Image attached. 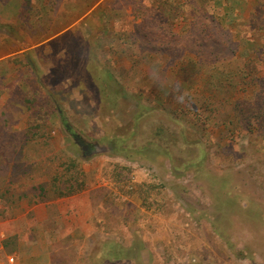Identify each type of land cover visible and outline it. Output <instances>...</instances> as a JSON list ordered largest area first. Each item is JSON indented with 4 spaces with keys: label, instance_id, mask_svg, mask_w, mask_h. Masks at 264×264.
<instances>
[{
    "label": "rangeland",
    "instance_id": "1",
    "mask_svg": "<svg viewBox=\"0 0 264 264\" xmlns=\"http://www.w3.org/2000/svg\"><path fill=\"white\" fill-rule=\"evenodd\" d=\"M242 104L264 116V0H0L1 255L264 264Z\"/></svg>",
    "mask_w": 264,
    "mask_h": 264
},
{
    "label": "trees",
    "instance_id": "2",
    "mask_svg": "<svg viewBox=\"0 0 264 264\" xmlns=\"http://www.w3.org/2000/svg\"><path fill=\"white\" fill-rule=\"evenodd\" d=\"M256 104H257V106H259V108L262 107V105L260 103H256ZM234 110L236 112L235 117L239 122L242 120H247V119H249L251 121V118H253V117H261V120L264 118V116L261 113H257V114L256 113H249V112L246 113V110H250V104H242V108H240L238 105V107H235ZM240 115H242V117H240ZM250 121H248V123ZM0 188H1V186H0ZM73 191H75V190H73ZM23 264H37V263H23Z\"/></svg>",
    "mask_w": 264,
    "mask_h": 264
},
{
    "label": "built area",
    "instance_id": "3",
    "mask_svg": "<svg viewBox=\"0 0 264 264\" xmlns=\"http://www.w3.org/2000/svg\"><path fill=\"white\" fill-rule=\"evenodd\" d=\"M0 264H16V257L14 254H8L4 258L0 253Z\"/></svg>",
    "mask_w": 264,
    "mask_h": 264
},
{
    "label": "flooded vegetation",
    "instance_id": "4",
    "mask_svg": "<svg viewBox=\"0 0 264 264\" xmlns=\"http://www.w3.org/2000/svg\"><path fill=\"white\" fill-rule=\"evenodd\" d=\"M87 145H84V148L86 147Z\"/></svg>",
    "mask_w": 264,
    "mask_h": 264
}]
</instances>
